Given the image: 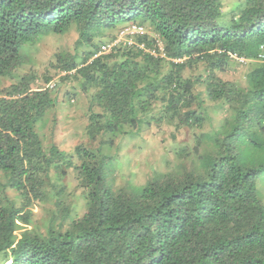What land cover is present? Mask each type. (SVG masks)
Returning a JSON list of instances; mask_svg holds the SVG:
<instances>
[{"label": "trees", "instance_id": "trees-1", "mask_svg": "<svg viewBox=\"0 0 264 264\" xmlns=\"http://www.w3.org/2000/svg\"><path fill=\"white\" fill-rule=\"evenodd\" d=\"M122 24L143 32L104 53L105 30ZM71 29L86 50L54 54V83L50 71L20 74L26 47ZM238 58L243 86L217 74ZM1 80L0 264H264V0L231 11L222 0H0ZM74 81L90 92L86 141L67 152L39 127ZM204 98L228 116L196 133L213 124ZM150 122L183 127L193 146L140 185L117 181L125 142ZM70 174L83 203L73 217ZM35 206L48 213L39 223Z\"/></svg>", "mask_w": 264, "mask_h": 264}, {"label": "rangeland", "instance_id": "rangeland-1", "mask_svg": "<svg viewBox=\"0 0 264 264\" xmlns=\"http://www.w3.org/2000/svg\"><path fill=\"white\" fill-rule=\"evenodd\" d=\"M238 0H222L223 9L225 11H231L236 9V2ZM130 24L118 25L116 28L105 30V34L108 39L103 40L106 46L102 49L105 53L114 44L109 39L114 38L116 43L131 41L128 37L130 32L126 34H120L122 30L130 28ZM131 31V29H129ZM121 35V36H120ZM78 33L75 29H71L63 35L45 34L38 39V41L26 47L23 52L25 54V62L20 70V74L29 73V71H36L37 77L42 78L46 72L53 73V82L57 80L58 75L51 68L50 63L54 61V54L61 49L66 51L82 53L86 50V47H76V39ZM105 38V37H104ZM99 53V52H98ZM244 60L238 58L235 61H230L222 71H217L220 78L226 80H234L239 85L243 86L246 83L245 73L247 71V64H243ZM185 73L191 78L202 75L204 73L203 66L199 65L197 69ZM38 78L37 84L34 86L41 87L46 84ZM8 83L5 80L0 81V89ZM70 89V90H69ZM202 86H195V91H201ZM70 94H74L73 98L67 100V91ZM90 93V92H89ZM80 89V83L66 82L60 84L59 93V105L56 111V122L47 121L46 124L39 127L40 134L43 135L44 143L53 142L59 146L60 149H64L67 152H71L73 148L86 139L83 135V131L86 124L87 109L89 102V94ZM205 105L209 106L208 115L213 119L212 123L207 119L202 123L203 126L196 129V133H200L201 130L211 131L216 126L218 121H221L225 116H228L226 108L223 106L216 107L212 103L208 102L206 98ZM197 102L192 103V108L199 111ZM52 116V114L50 115ZM49 116V117H50ZM209 117V118H210ZM210 118V119H211ZM146 124V123H145ZM198 135V134H197ZM193 136L179 125L175 127V124L150 122L147 127L142 126L137 136L128 139L122 151L124 154L120 160V166L116 173L117 181L125 183L131 181L135 185L142 184L147 177L152 175L154 169L165 170L169 165L175 161L174 150L178 147H186L190 149L193 146ZM130 161L126 164V161ZM168 163V164H167ZM167 164V165H166ZM174 165V164H173ZM66 197H64V205L66 209L71 211V217L74 214H80L82 212V200L79 197V190L75 188L74 176L70 174L66 179ZM260 189H264V183ZM33 218L36 222H41L44 217H47V212L40 207H33ZM70 219H67L69 222Z\"/></svg>", "mask_w": 264, "mask_h": 264}, {"label": "built area", "instance_id": "built-area-1", "mask_svg": "<svg viewBox=\"0 0 264 264\" xmlns=\"http://www.w3.org/2000/svg\"><path fill=\"white\" fill-rule=\"evenodd\" d=\"M131 25V27L130 28H127V29H125V31L124 30H122L121 32H120V34H126L125 32H130L129 34L130 35H132V34H136V33H141V32H143L142 31V27H137L136 25H132V24H130ZM129 29H131V31L129 30ZM129 35V36H130ZM121 36V35H120ZM117 41H115V43H116ZM104 48V47H103Z\"/></svg>", "mask_w": 264, "mask_h": 264}]
</instances>
